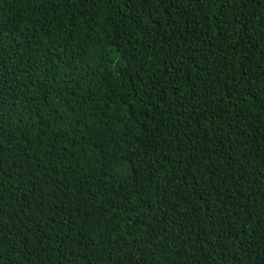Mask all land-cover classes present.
I'll return each mask as SVG.
<instances>
[{"label": "trees", "instance_id": "1", "mask_svg": "<svg viewBox=\"0 0 264 264\" xmlns=\"http://www.w3.org/2000/svg\"><path fill=\"white\" fill-rule=\"evenodd\" d=\"M0 264H264V0H0Z\"/></svg>", "mask_w": 264, "mask_h": 264}]
</instances>
